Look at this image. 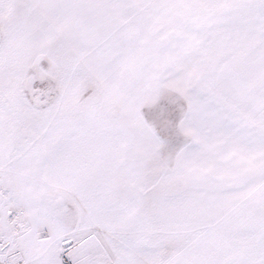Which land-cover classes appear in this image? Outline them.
I'll list each match as a JSON object with an SVG mask.
<instances>
[{
	"label": "snow or ice",
	"instance_id": "1",
	"mask_svg": "<svg viewBox=\"0 0 264 264\" xmlns=\"http://www.w3.org/2000/svg\"><path fill=\"white\" fill-rule=\"evenodd\" d=\"M0 264H264V0H0Z\"/></svg>",
	"mask_w": 264,
	"mask_h": 264
}]
</instances>
